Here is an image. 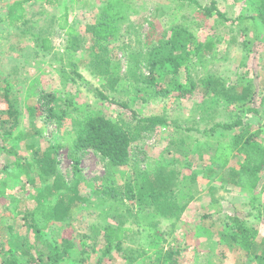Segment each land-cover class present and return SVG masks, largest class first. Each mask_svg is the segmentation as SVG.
<instances>
[{
    "label": "rangeland",
    "instance_id": "rangeland-1",
    "mask_svg": "<svg viewBox=\"0 0 264 264\" xmlns=\"http://www.w3.org/2000/svg\"><path fill=\"white\" fill-rule=\"evenodd\" d=\"M13 1L0 0V88L7 89L17 109L14 119L0 99V264H43L48 248L60 246L63 240L72 242L73 251L59 264H128L127 256L134 257L139 251L144 255L133 264H156L155 248L148 247L146 235L129 238L122 251L113 248L103 255L104 229L115 222L102 217L107 207L99 191L113 179L128 205L134 206L139 200L126 186L133 179L130 168L107 167L106 159L92 151L78 157L80 172L76 175L88 202L68 221L50 223L38 237L26 227L23 212L34 207L31 197L42 185L34 167L30 175L34 187L23 185L24 178L13 182L9 173L14 161L29 163L33 151L56 147L58 169L67 182H73V122L87 112L118 122L136 137L131 155L141 171L155 173L176 167L179 179L188 183L189 190L180 202L184 206L180 218L159 224L163 251H178V264H259L253 253L261 254L258 243L264 236V216L258 222L249 192L222 185L220 178L227 168L202 147L219 138L218 133L206 137L205 130L237 118L252 131H261L260 142L264 144V24L256 19L260 0H192L202 8H211L214 3L227 21H220L215 11L207 18L187 1L124 0L125 18L118 22L117 33L107 40L87 32L106 0H59L53 6L46 0H29L26 19L11 27L5 12ZM65 13L67 25L77 31L74 42H68L64 30L58 28ZM177 27L193 37L177 79L187 88L191 83L195 87L181 94L176 84H169L171 75L168 79L160 77L156 89L139 84L130 71L147 75L144 60L149 49ZM44 38L51 43L48 52L37 46L36 40ZM135 63L139 64L137 68ZM105 70L117 71L118 92L106 87L107 81L100 74ZM94 89L108 99L97 98ZM165 90V96L158 94ZM242 90L249 92L247 99L231 101ZM120 103L140 117L165 119L167 126L138 133ZM250 107L256 112L243 115L241 111ZM219 132L220 139L231 142L239 129ZM187 147L190 154L183 157ZM261 191L258 206L264 209V184ZM234 212L258 230V243L250 257L238 250L241 239L225 224ZM247 213L251 216H245ZM131 227L136 232L137 227ZM24 248L34 258H38L37 251H43V260L31 261L21 254Z\"/></svg>",
    "mask_w": 264,
    "mask_h": 264
},
{
    "label": "trees",
    "instance_id": "trees-1",
    "mask_svg": "<svg viewBox=\"0 0 264 264\" xmlns=\"http://www.w3.org/2000/svg\"><path fill=\"white\" fill-rule=\"evenodd\" d=\"M29 0H19L14 2L8 8L7 20L10 26L21 23L25 19L24 3ZM180 2L187 1L190 4L197 6L200 11L207 17H211L215 11L217 18L220 21H227L226 17L214 8L212 3L211 8H202L196 1L178 0ZM59 0H46L49 6L57 5ZM127 6L124 0H106L104 6L99 10V15L95 24L87 29V32L92 34L96 39L107 40L117 33L118 22L125 18ZM256 19L264 24V0H260L258 7V15ZM64 30L68 42H74L77 39V31L67 25L66 13L62 16V21L58 27ZM192 35L185 29L175 28L168 38L163 35L157 41V45L149 49L147 58L144 60L145 67L148 70L147 75H141L139 69L137 73L132 70L129 74L133 76L141 85H147L152 89H156L158 79L160 77L168 79L171 75L169 84H176L181 94H188L195 87L194 83L190 87L183 86L178 82L177 74L179 67L186 62L188 57V45L192 41ZM37 46L43 52H48L50 49V41L47 38L36 40ZM247 43H244V47ZM99 60L95 59L98 64ZM139 66L135 63V68ZM102 78L107 81L106 87L112 92H118L115 88L118 84L117 71L108 72L101 71ZM84 83V79L77 75ZM127 77V76H126ZM162 96L167 94V90L158 93ZM249 92L242 90L240 95L231 97V101H243L247 99ZM94 95L100 100L108 98L99 90L94 89ZM0 99L7 105V114L12 118H17V109L12 105L7 89L0 88ZM49 102L46 96V103ZM119 106L124 108L131 115V122L134 123L138 133H148L155 130L157 127H166L167 121L160 117H140L134 111L127 108L125 104L120 103ZM244 108V106H243ZM51 108L48 107L49 116H51ZM243 115L255 113V109L250 107L246 112L241 111ZM14 121V120H13ZM16 121V120H15ZM233 141L227 142L223 138L220 139L222 133L219 131L238 130ZM73 130L75 141L71 147L74 154V175L73 182L69 183L58 169L56 161L57 148H49L46 151H33L31 162H22L15 160L13 167L10 170L9 178L13 182H20L24 178L26 183L34 187V182L30 178L31 171L37 169L38 180L42 187L36 190L31 197L34 201V207L26 209L23 212V218L28 230H32L36 236L40 235L41 231L47 229L50 223H62L69 220L74 211L81 205L88 202V198L80 192V182L76 175L78 170V157L88 151L98 154L101 158L106 159L107 167L118 168L128 166L132 172L133 179L126 186L139 203L130 206L126 203L125 197L118 193L113 179L108 181L107 186L101 189L100 194L105 199L107 211L102 213L104 219L111 218L115 224H108L104 229L105 250L103 255L114 248L122 251V245L129 238L146 235V240L149 242L148 247L155 248L156 264H178V251L170 249L163 251L160 247L161 235L159 232V224L162 220H169L173 217L180 218L184 206L180 202L184 199L188 192V183L179 179V170L174 168H164L155 173L150 171H141L137 164L134 163V158L131 155L132 144L136 137L130 136L118 122H112L102 116H92L84 113L78 115L73 122ZM187 131V130H186ZM188 131H190L188 129ZM218 133L219 137L208 146L202 148L213 153V159L216 162H221L223 168H227L226 173L220 180L223 186H231L238 188L244 192H249L250 205L256 211V219L261 220L264 216V209L258 206L259 193L262 191L264 184V144L260 142L261 131H252L247 123L241 118H237L231 123L214 124L210 129L205 130L203 135L213 138ZM183 157L190 154L189 148H184ZM79 154V155H78ZM241 156V157H240ZM236 157H240L239 161H234ZM182 161L177 165L180 166ZM212 172V171H211ZM114 184V185H113ZM24 188V187H23ZM22 188V189H23ZM256 205V206H255ZM245 216H251L247 213ZM256 216V215H255ZM229 222H226L227 227H231L239 237L240 244L238 250L242 251L246 257H250L257 244L258 230L255 226H250L245 223V220H240L234 212L230 217ZM131 226H135L136 232ZM261 254H255L254 259H258L259 264H264V236L261 237L258 243ZM73 251V244L69 240H63L60 246L49 247L45 256L46 261L43 264H59L63 260L69 258ZM38 258H34L28 249L24 248L21 254L27 255L31 261L39 262L43 260V251H37ZM143 251H139L133 256H127L128 264H133L137 258L143 256Z\"/></svg>",
    "mask_w": 264,
    "mask_h": 264
},
{
    "label": "crops",
    "instance_id": "crops-1",
    "mask_svg": "<svg viewBox=\"0 0 264 264\" xmlns=\"http://www.w3.org/2000/svg\"><path fill=\"white\" fill-rule=\"evenodd\" d=\"M16 1H19V0H16ZM16 1H13L10 5H8V7H7V10H6V12H5V16L7 17V12H8V8H9V6H11L14 2H16ZM28 2V1H27ZM26 2V3H27ZM26 3H24V5H23V7H24V9L26 8L25 7V5H26ZM25 15H26V9H25ZM7 19V18H6ZM25 19H26V16H25ZM24 19V20H25ZM8 21V20H7ZM24 22V21H23ZM9 23V22H8ZM22 23V22H21ZM16 25H18V23L17 24H15L14 26H16ZM14 26H11V27H14ZM61 31H63V30H61Z\"/></svg>",
    "mask_w": 264,
    "mask_h": 264
}]
</instances>
